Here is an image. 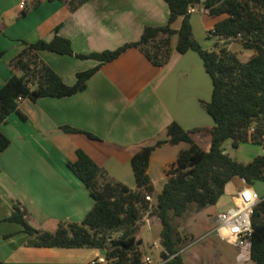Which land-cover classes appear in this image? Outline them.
<instances>
[{"label": "crops", "instance_id": "crops-1", "mask_svg": "<svg viewBox=\"0 0 264 264\" xmlns=\"http://www.w3.org/2000/svg\"><path fill=\"white\" fill-rule=\"evenodd\" d=\"M193 13L201 15L206 33L221 20L206 15L202 8ZM168 16L164 0H89L74 12L58 0H0V87L14 75L11 63L24 49V43L51 41L57 27H60L58 35L70 40L75 54L86 55L135 42L145 26L165 25ZM181 23L179 18L173 28L178 30ZM192 29L194 32V26ZM176 42L174 37L173 47ZM191 54L174 51L170 61L158 67L139 49L130 48L116 60L102 65L88 80L86 89L74 96L42 98L36 102L22 100L19 113L10 114L0 126L10 140L8 148L0 154V263L90 264L104 256L105 252L96 249L27 247L28 236L22 227L5 220L17 205L26 211L27 222L39 230L48 231L45 227L56 230L62 222H82L93 207V200L67 166V162L76 161L78 149L111 178L132 189L136 188L132 157L141 148L166 140L167 127L173 122L195 131L192 139L203 150H209L210 137L207 145L202 146V116L195 114L196 118L189 119L192 114L189 106L194 98L189 86L195 84L191 59L196 65ZM38 56L66 85L75 83L77 73L98 64L47 51L39 52ZM62 127L79 132L66 133ZM187 147L184 143L164 144L152 153L148 168L154 186L151 203H156L167 183L170 165ZM232 182L236 190L231 202L223 201L227 196L225 188L224 196L216 204L223 211L231 206L238 189L246 186L238 178ZM215 217L212 216L211 227L205 228L204 234L191 229L187 230L189 237L181 233L188 238L180 251L183 264H252L244 248L226 243L215 233ZM140 225L156 230L160 261L152 262L162 264L160 220L147 214ZM137 239L143 242L142 238ZM140 249L144 253V247ZM144 255L150 257L148 252Z\"/></svg>", "mask_w": 264, "mask_h": 264}, {"label": "trees", "instance_id": "trees-1", "mask_svg": "<svg viewBox=\"0 0 264 264\" xmlns=\"http://www.w3.org/2000/svg\"><path fill=\"white\" fill-rule=\"evenodd\" d=\"M58 1L74 12L89 0ZM164 1L169 9L167 23L145 26L139 40L116 50L75 54L70 40L58 35L60 27L55 29L51 41L24 43V49L11 63L14 75L0 87V126L10 114L19 113L22 100L36 102L42 98L71 97L84 91L88 80L102 65L116 60L130 48L139 49L158 67L165 66L174 51L182 55L195 52L212 83L211 100L203 103L214 122L208 130L209 150H203L192 139L195 131L185 130L173 122L167 127L166 140H157L132 157L136 183V188L132 189L111 178L104 168L78 149L76 161L67 162V166L88 190L93 207L80 223L62 222L55 231H44L32 227L26 220V211L15 205L5 220L22 227L28 236L27 247L96 249L105 252L106 264H143L147 256L140 249L142 241L137 239V233L144 216L150 214L157 217L162 226L160 239L168 258L162 264H183L180 251L188 238L181 236L176 219L193 204L216 205L224 196L226 186L235 178L253 188L257 182H264V156L258 155L245 164L224 149L228 141L233 149L246 143L259 147L264 143V0ZM191 8H202L206 15L221 18L207 32L210 38L217 39L218 52L203 50L194 39ZM179 18L182 23L175 30L173 25ZM174 37H177L175 47L172 45ZM234 41L254 52L247 62L228 50L227 46ZM41 51L94 60L98 64L77 73L75 83L66 85L56 72L40 61L38 53ZM62 130L79 132L71 127H62ZM88 136L94 138L91 134ZM182 143L188 147L181 150L176 162L170 165L168 181L153 204L150 198L154 186L148 174L151 155L164 144ZM9 145L10 140L0 131V154ZM252 226L253 236L244 248L252 264H264V200L255 208Z\"/></svg>", "mask_w": 264, "mask_h": 264}, {"label": "rangeland", "instance_id": "rangeland-1", "mask_svg": "<svg viewBox=\"0 0 264 264\" xmlns=\"http://www.w3.org/2000/svg\"><path fill=\"white\" fill-rule=\"evenodd\" d=\"M192 22V24H191ZM191 27L194 26L193 36L194 39L198 42L201 48L205 51H217L215 48V44L217 39L214 37H209L203 28L201 15L199 13H193L190 18ZM223 43L220 42V45ZM228 50L232 53H236L238 58L242 62H247L253 55L254 52L251 50H246L239 42H231L227 46ZM191 54L196 61V65L191 59V70L194 71L192 78V82L194 86L189 89L191 90L193 97L191 105L189 106V110L192 113L189 119L196 118L195 114H200L203 120V136L202 138V146L205 147L208 142V138L210 137L207 134L208 130L214 126L213 119L207 114L205 108H203V103H208L212 97V83L209 76L205 73L203 63L200 60V57L195 52ZM197 66V67H196ZM193 134V133H192ZM211 138V137H210ZM224 149L226 153L229 154L232 158L239 162H243L245 164L251 162L256 156L261 155V149L259 146L253 145L251 143H246L241 145L238 149H233L231 145V141H228L224 144ZM134 176V175H133ZM135 180V179H134ZM244 185V184H243ZM235 184L233 182L229 183L226 187V195L223 198V201L231 202L232 192L236 190ZM254 189L262 196H264V182H257L254 185ZM230 204V203H229ZM223 209L217 205H208L205 207H201L198 204L191 205L190 209L180 218L175 224L180 233L189 237L187 230L191 229V231L196 232L197 234H204L205 228L211 227L210 220L212 216H217ZM188 227V228H187ZM48 231H54L55 229H49V227H45ZM117 234H114V237H117ZM140 237L143 239L142 245L144 247V253L148 252L152 261L158 263L160 261V250L158 235L156 230H148L144 225L139 226V231L137 233V238ZM140 246V248H141ZM157 248V249H156ZM247 251L246 248H244Z\"/></svg>", "mask_w": 264, "mask_h": 264}, {"label": "built area", "instance_id": "built-area-1", "mask_svg": "<svg viewBox=\"0 0 264 264\" xmlns=\"http://www.w3.org/2000/svg\"><path fill=\"white\" fill-rule=\"evenodd\" d=\"M23 6V4H22ZM190 9L189 13L196 12ZM261 155L264 156V143L261 145ZM264 200L253 189L243 188L232 197V205L219 213L215 218L214 231L226 243L244 248L253 236L252 217L257 205ZM90 264H106L103 256L91 261ZM143 264H153L150 257L144 259Z\"/></svg>", "mask_w": 264, "mask_h": 264}, {"label": "clouds", "instance_id": "clouds-1", "mask_svg": "<svg viewBox=\"0 0 264 264\" xmlns=\"http://www.w3.org/2000/svg\"><path fill=\"white\" fill-rule=\"evenodd\" d=\"M196 10H199V9H196ZM203 10V9H202ZM192 14V13H191ZM260 149H261V146H260ZM244 182V181H243ZM245 183V182H244ZM243 188H250V189H253L255 192H257L253 187H250V186H248V185H246L245 187H243ZM243 188H240V189H238V190H241V189H243ZM258 193V192H257ZM259 194V193H258ZM260 195V194H259ZM262 196V195H261ZM232 205V204H231ZM231 207V206H230ZM217 217V216H216ZM215 217V218H216ZM214 222H215V220H214ZM104 258H105V256H103ZM162 263H164V261L162 262Z\"/></svg>", "mask_w": 264, "mask_h": 264}, {"label": "water", "instance_id": "water-1", "mask_svg": "<svg viewBox=\"0 0 264 264\" xmlns=\"http://www.w3.org/2000/svg\"><path fill=\"white\" fill-rule=\"evenodd\" d=\"M102 252H104V251H102ZM161 260L164 261V262L168 260L167 255L165 254V252H162Z\"/></svg>", "mask_w": 264, "mask_h": 264}]
</instances>
